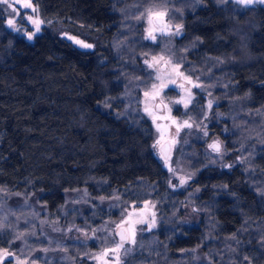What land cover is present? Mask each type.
Instances as JSON below:
<instances>
[{
	"label": "trees",
	"instance_id": "obj_1",
	"mask_svg": "<svg viewBox=\"0 0 264 264\" xmlns=\"http://www.w3.org/2000/svg\"><path fill=\"white\" fill-rule=\"evenodd\" d=\"M159 1L180 9L183 24V33L165 47L215 96L214 109L227 114L210 126L212 133L244 156L222 168L207 164L200 143H192L185 157L203 159L190 186L180 190L170 186L169 173L154 154L152 123L136 103L148 75L140 52L159 51V45L134 30L139 24L134 16ZM33 2L45 21L61 18L86 29L92 47L60 36L48 24L30 42L8 29L0 12V194L18 204L29 198L61 223L67 197L87 192L71 215L90 229L94 249L101 239L105 245L112 241L99 228L110 218V203L126 207L155 200L158 227L140 234L122 264H264V4ZM198 94L189 113L203 102L204 93ZM212 117L222 118L216 112ZM245 128L252 144L243 149ZM190 191L194 214L185 215ZM16 233L3 225L0 247L19 249L23 237ZM70 234L67 239L74 231ZM90 243L66 244L58 264H86L81 254Z\"/></svg>",
	"mask_w": 264,
	"mask_h": 264
},
{
	"label": "rangeland",
	"instance_id": "obj_2",
	"mask_svg": "<svg viewBox=\"0 0 264 264\" xmlns=\"http://www.w3.org/2000/svg\"><path fill=\"white\" fill-rule=\"evenodd\" d=\"M234 1L236 2V0ZM10 2L14 4V7L17 9L16 12H13L6 4L0 3V12L5 17V25L8 29L24 37L26 40L33 42L36 35L41 33L43 26L48 24L62 37L67 39H69V37H74L75 40H81L86 44L92 45V42L89 40L88 31L82 26H75L61 18L45 21L41 16L39 6L35 4L33 0H20V3H16L15 0H10ZM25 2H30L37 11L34 12L32 8L22 7V4ZM165 8L168 10L165 21L169 24V28L165 30L164 34H161L159 31H154L153 34L157 37L155 41L146 39L150 28L155 30L163 27V25L155 22V17L153 18L152 24H149L147 10L152 9L153 11H158L164 10ZM176 9L178 8L167 4L166 1L151 3L147 5L139 15L134 16L135 21L139 23L138 28H134V30H137L144 40L159 45V51L146 50L140 52L141 54L139 56L142 57L141 61L148 75L144 81L145 84L143 83L138 86L139 91H137L136 103L137 109L152 123L154 129V154L161 161L162 166L168 171L170 179L172 180L170 181V186L175 190H180L190 186L191 180L196 176V170L200 169L198 168L201 165L200 161L203 159L201 156L191 157L188 155L185 157V155L189 154L188 147L192 143H200V149L202 154L206 156L205 161H207V164H216L222 168H230L228 165L232 166L233 162L236 160L240 162L244 161V156L242 153H240V155L238 154L239 156L235 155L233 149H228L225 146V141H221L218 136L212 133L210 126L213 123H219L221 119H227V114L216 108L214 109V107L218 105V100L215 96L206 91L198 77L184 69L182 63L177 59L174 53L165 47V42L167 40L180 36L183 33L182 27L179 35L174 34L175 25L180 24L183 26L182 22L178 19L179 13ZM29 16L33 18L38 16L39 19L43 21L40 25L39 32L35 31V26L28 20ZM9 19L14 20V27H9ZM73 29L76 30L77 33H74ZM32 33L35 34L32 36V39H29L28 36ZM69 40L75 42L73 39ZM160 56L164 57L163 61H159V63L153 61V57H157V60H159ZM146 60L152 63L153 67L150 68L148 64L145 63ZM165 61H170V63L166 64ZM174 65H179V71L182 72L184 76L189 77L191 83H189V80L176 74L173 70ZM157 76H159L160 79H157ZM172 80L175 81L174 84L171 83ZM154 84L157 86L155 90L153 89ZM161 84H165L166 87L161 88ZM196 84L201 86L196 87ZM181 85H183V87H181ZM186 89L192 94V101L188 107L185 108L183 104L173 103L176 100H180L182 97H187ZM157 90L160 94L153 98L152 93ZM199 91L204 93L203 102L200 104L201 106L197 105V112L194 114L189 113L190 107L197 104L200 99L198 94ZM145 92H149V96L146 97ZM128 94L131 98L134 97L132 95L133 93L131 94L130 91H128ZM161 101L163 103H161ZM209 101L212 102L211 108L208 107ZM164 105H167V107H164ZM146 106L151 110L152 115L144 111ZM214 112L218 114V117L222 118H213L212 114ZM153 116L156 117L155 122ZM173 121H175V123ZM184 121H189L193 126L180 127L177 133V125H182ZM158 125L159 128L157 127ZM223 129L225 132L229 133L230 127L226 122H223ZM205 132H207V135H205ZM250 133L251 130L249 128H245L242 131L240 137L243 139L241 141L243 149L245 143H249V145L252 144ZM166 139H169L172 145L169 154V164L167 165L160 151V145ZM157 141H159V144H157ZM215 141L221 143L220 152H216L210 147ZM169 167L175 169V173L169 171ZM181 177L186 181L183 185L180 184ZM193 196L194 192L190 191L188 197L184 200L183 211L185 215L194 214L191 208L194 202ZM10 198H12V196L6 193L5 195L0 194V223L10 229H14L17 232L16 234L24 233V235L22 236V246L19 249L9 250L0 247V250L7 249L9 252L15 254L5 259L3 264H18V261L22 262V264H58L59 261H62L60 260V258L63 257L61 251L64 250L66 244H71V246H78L80 243L89 245L91 238L90 229L85 227L81 222L79 224L74 220L76 218L71 215V213H74V209L79 208L80 203L87 199V192L75 190L67 197L66 203L61 211L64 215L63 219L61 218L60 220L61 223H58V221L55 222L51 214L47 213L39 204H37V207L29 198H26L24 202L20 204L11 202ZM122 206V202H119L118 205L114 202L108 205L110 218L99 226V228L105 235H109L112 241L105 245V238L101 239L100 247L95 249L93 248L94 244L90 243V248L81 254L83 259L86 258V264H104L105 260H107L108 264H116V257L111 252H108L107 256L100 260L94 257L101 255L105 250L115 248L116 244L120 242V239H118L116 235L117 225L125 227L126 230L132 226L135 228L136 233V243L133 245L126 242L124 244V249H121L119 253L120 264L124 261L123 257L125 256V250H132L136 247L141 233L152 231L158 227L160 210L155 200L146 198L139 202H133L126 207ZM129 214H131V216H129ZM141 220L143 221L142 223H135ZM70 231H74V236L67 239L71 236ZM127 235H129L128 231ZM45 249H47V251H45Z\"/></svg>",
	"mask_w": 264,
	"mask_h": 264
},
{
	"label": "snow or ice",
	"instance_id": "obj_3",
	"mask_svg": "<svg viewBox=\"0 0 264 264\" xmlns=\"http://www.w3.org/2000/svg\"><path fill=\"white\" fill-rule=\"evenodd\" d=\"M16 3H20V0H15ZM237 3L239 4H242V5H245V6H250V5H253V4H264V0H236ZM0 3L2 4H6L8 6V8L12 9L13 12H16L17 9L14 7V4L10 2V0H0ZM22 7L24 8H32V10L34 12L37 11L36 8H33L32 4L30 2H25L22 4ZM176 11H180V9H176ZM143 15V14H141ZM147 15H148V20H149V24L151 25L152 24V21H153V18L155 17L157 20L160 21V23L163 25V27L161 28H158V29H152L150 28L149 31H148V36L146 37V39H151L153 41L156 40V35L153 34L154 31H159L161 32V34H164L165 30L169 28V24L165 21V18L167 17L168 15V10L165 8L164 10H158V11H153L152 9H148L147 10ZM28 20L35 26V31L36 32H39L40 31V25L43 23L42 20L39 19V17L37 16L36 18H33L31 16L28 17ZM8 25L9 27H14L15 26V22L14 20L12 19H9L8 20ZM183 26L180 25V24H177L175 25V33L176 35H179L180 34V30ZM35 33H32V34H29L28 38L29 39H32V36L34 35ZM69 39H73L75 40L74 37H69ZM75 42L77 44H80L82 47H85V48H91L92 45L90 44H86L84 41H81V40H75ZM153 61H156L157 63H159V61H163L164 60V57L163 56H160L159 57V60H157V57H153L152 58ZM146 64H148V66L151 68L153 67V64L150 63L149 61H145ZM165 63H170V61H165ZM173 70L176 72V74L178 76H181L183 77L184 79L186 80H189V83H191V80L189 77H186L184 76V74L182 72L179 71V65H174L173 66ZM157 79H160L159 76H157ZM171 83H175L174 80L171 81ZM196 87H200L201 85L199 84H196L195 85ZM161 88L163 87H166L165 84H161L160 85ZM181 87H183V85H181ZM157 88V86L154 84L153 85V89L155 90ZM187 92V97H182L180 100H176L174 101L173 103H176V104H183V106L185 108L188 107V105L191 103L192 101V94L189 90H185ZM159 91H154L152 93V96L153 98H155L156 96H159ZM145 96H149V92H145ZM161 103H163L161 101ZM212 106V102L209 101L208 103V107L211 108ZM164 107H167V105H164ZM144 111L146 113H148L149 115H152V112L151 110L146 106ZM155 119L156 117L153 116V120L155 122ZM175 123V121H173ZM192 123H190L189 121H184L182 125H177V133L179 132L180 130V127H192ZM159 128V125L157 126ZM205 135H207V132H205ZM157 144H159V141H157ZM155 147V145H154ZM210 147L216 151V152H220V145L219 143H214L212 145H210ZM163 155V158H164V161H165V164H169V159H170V155L168 153H165L163 150H162V153ZM228 167H231V165H228ZM169 171H172L173 173H175V169L169 167ZM190 178V177H189ZM185 179L183 177L180 178V184L183 185L185 183ZM262 195H264V193H262ZM104 198L101 197V200H103ZM129 216H131V214H129ZM143 221H136L135 223H142ZM123 223V222H122ZM117 227H121V225H117ZM0 228H3V224L0 223ZM126 231H128L129 235L125 236L124 234V231H121L118 233V235L120 236V242L116 244V247L113 248V249H108V250H105L104 253H102L101 255L99 256H95L94 258L97 259V260H100L102 259L103 257L107 256L108 252H111L115 255L116 257V264H120V257H119V253L121 251V249H124V244L126 242L128 243H131V244H135L136 243V240H135V228L130 226ZM24 235V233H20L17 235V239H20L22 236ZM262 240H264V238H262ZM45 251H47V249H45ZM131 249H127L125 250V254H127V252H130ZM15 254L14 253H11L9 252L7 249H2L0 250V264H3V261L9 257H12L14 256ZM87 255V254H86ZM245 260H248V257H244ZM18 264H22V262H19L18 261ZM104 264H108L107 260H105Z\"/></svg>",
	"mask_w": 264,
	"mask_h": 264
},
{
	"label": "water",
	"instance_id": "obj_4",
	"mask_svg": "<svg viewBox=\"0 0 264 264\" xmlns=\"http://www.w3.org/2000/svg\"><path fill=\"white\" fill-rule=\"evenodd\" d=\"M154 20H155V22H156L157 24L162 25V24L160 23V21L157 20L156 18H154ZM214 143H217V142H213L212 144H214ZM212 144H211V145H212ZM171 147H172V145H171V141H170L169 139H166L165 141H163V142L161 143V145H160V151H161V153H162V150H163L165 153L170 154V152H171ZM162 156H163V155H162ZM121 231H124L125 236H127V231H126L125 227L121 226V227L117 228V230H116V235H117L118 239H120V236L118 235V233L121 232Z\"/></svg>",
	"mask_w": 264,
	"mask_h": 264
}]
</instances>
